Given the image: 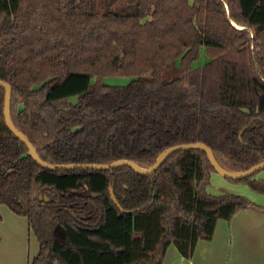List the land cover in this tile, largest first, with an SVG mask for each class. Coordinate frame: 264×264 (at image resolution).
<instances>
[{"label": "trees", "instance_id": "obj_1", "mask_svg": "<svg viewBox=\"0 0 264 264\" xmlns=\"http://www.w3.org/2000/svg\"><path fill=\"white\" fill-rule=\"evenodd\" d=\"M114 2L0 0V81L38 156L148 168L200 142L230 172L264 162V0ZM201 50L207 61L193 67ZM3 102L0 88V205L27 220L38 244L29 264H161L170 244L190 259L219 219L264 211L208 194L214 170L199 150L149 176L41 168L6 127ZM254 175L235 182L264 194Z\"/></svg>", "mask_w": 264, "mask_h": 264}, {"label": "crops", "instance_id": "obj_2", "mask_svg": "<svg viewBox=\"0 0 264 264\" xmlns=\"http://www.w3.org/2000/svg\"><path fill=\"white\" fill-rule=\"evenodd\" d=\"M253 178L264 181V170ZM206 191L213 196L243 195L264 207V194L226 181L214 172ZM33 238L26 218L0 205V264H29L38 252ZM161 264H264V211L247 209L236 212L229 221L219 219L211 239L198 240L190 259L181 257L170 244Z\"/></svg>", "mask_w": 264, "mask_h": 264}, {"label": "water", "instance_id": "obj_3", "mask_svg": "<svg viewBox=\"0 0 264 264\" xmlns=\"http://www.w3.org/2000/svg\"><path fill=\"white\" fill-rule=\"evenodd\" d=\"M0 88L4 90V102H3V118L6 127L21 143H23L28 149V155L30 158L41 168L48 169L50 171L57 170H90V171H107L115 168H130L135 174L140 176H149L152 175L164 162L166 158H168L171 154L177 151H189V150H199L204 152L208 162L212 166L214 173L219 175L220 177L232 181L241 180L243 178H247L253 176L255 173L264 170V162L259 163L257 165L252 166L246 171L243 172H230L223 169L215 160L214 155L209 147H207L204 143H192L187 145H176L169 147L163 150L155 159L152 166L148 168H142L138 166L136 163L130 160H117L109 164H59L52 165L44 162L36 153L34 147L28 140V138L18 131L12 123L11 115H10V101H11V86L3 81H0Z\"/></svg>", "mask_w": 264, "mask_h": 264}, {"label": "rangeland", "instance_id": "obj_4", "mask_svg": "<svg viewBox=\"0 0 264 264\" xmlns=\"http://www.w3.org/2000/svg\"><path fill=\"white\" fill-rule=\"evenodd\" d=\"M122 3H125L128 4V0H115L114 4L112 5V7L116 6V5H120ZM130 5V4H129ZM207 61V58L205 56V53H204V50H201L200 52V56L199 58L197 59L196 62L193 63V67H197V66H201L202 64H204L205 62ZM129 81V79L127 77H107L104 79V82L107 84V85H110V86H119V85H125L127 84ZM76 98H72L71 99V102H75ZM256 174V173H255ZM224 179V178H223ZM254 179V178H253ZM226 181H230L232 183H240V182H235V181H232V180H228L226 179ZM243 184V183H241ZM245 185V184H244ZM253 191V190H252ZM233 195H237V196H241L243 197V195H238V194H233ZM34 242H33V245L34 247H36L35 245H37V242L35 240V238H33ZM36 243V244H34ZM37 250V249H36ZM37 252V251H36Z\"/></svg>", "mask_w": 264, "mask_h": 264}]
</instances>
